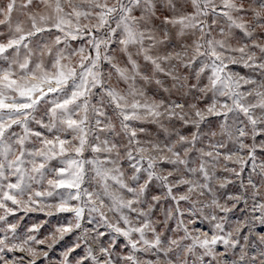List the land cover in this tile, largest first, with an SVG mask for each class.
I'll return each instance as SVG.
<instances>
[{"label":"snow or ice","instance_id":"1","mask_svg":"<svg viewBox=\"0 0 264 264\" xmlns=\"http://www.w3.org/2000/svg\"><path fill=\"white\" fill-rule=\"evenodd\" d=\"M0 264H264V0H0Z\"/></svg>","mask_w":264,"mask_h":264}]
</instances>
